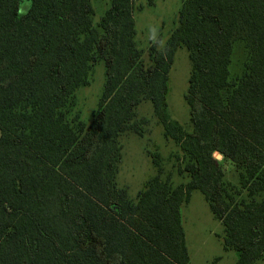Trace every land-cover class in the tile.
<instances>
[{"label":"trees","instance_id":"trees-1","mask_svg":"<svg viewBox=\"0 0 264 264\" xmlns=\"http://www.w3.org/2000/svg\"><path fill=\"white\" fill-rule=\"evenodd\" d=\"M135 0H0V264H190L180 209L199 190L236 264L264 260V0H183L163 49L134 41ZM236 44L247 56L232 77ZM192 70L191 132L167 112L175 51ZM102 61L106 82L90 125L67 118ZM150 101L179 146L186 185L156 176L128 198L117 186L127 131L143 136ZM219 153L238 172L224 180Z\"/></svg>","mask_w":264,"mask_h":264},{"label":"rangeland","instance_id":"rangeland-1","mask_svg":"<svg viewBox=\"0 0 264 264\" xmlns=\"http://www.w3.org/2000/svg\"><path fill=\"white\" fill-rule=\"evenodd\" d=\"M183 0H139L141 10L136 14L137 44L147 54L151 46L163 49L176 27L177 15ZM95 9L93 17L96 26L110 6V0H92ZM155 29L156 31H150ZM151 39L155 41L149 43ZM146 56V55H145ZM247 52L243 45L236 44L232 54V77L241 74ZM192 63L185 47L178 48L173 56L169 74L167 112L173 125L184 132L192 131L190 109L186 101ZM106 82L105 66L98 62L91 71L90 84L76 90L72 105L66 110L67 118L81 120L90 125ZM138 118L145 117L143 136L133 131L123 133L119 139L122 146L117 186L126 189L128 198L137 199L138 192L156 176L169 180L172 186L186 185L189 176L179 172V146L164 135V127L153 113L150 101H144L137 109ZM225 171L224 180L229 185L239 186L238 172L230 162L221 161L219 153L214 155ZM262 200L264 194L255 196ZM185 243L190 264H236L238 254L226 248L223 243L224 229L210 209L208 201L199 190H194L188 202L180 209ZM257 264H264V260Z\"/></svg>","mask_w":264,"mask_h":264},{"label":"crops","instance_id":"crops-1","mask_svg":"<svg viewBox=\"0 0 264 264\" xmlns=\"http://www.w3.org/2000/svg\"><path fill=\"white\" fill-rule=\"evenodd\" d=\"M139 0H135V3H134V10H133V19H134V28H135V38H134V41H135V43L137 44V28H136V14L141 10V7H138L137 6V2H138ZM153 41H155V39H151L150 41H149V43H151V42H153ZM137 46H138V44H137ZM140 50H142V49H140Z\"/></svg>","mask_w":264,"mask_h":264},{"label":"built area","instance_id":"built-area-1","mask_svg":"<svg viewBox=\"0 0 264 264\" xmlns=\"http://www.w3.org/2000/svg\"><path fill=\"white\" fill-rule=\"evenodd\" d=\"M216 154H217V153H216ZM220 156H221V155H220ZM221 159H222L221 161H223V156H221Z\"/></svg>","mask_w":264,"mask_h":264},{"label":"clouds","instance_id":"clouds-1","mask_svg":"<svg viewBox=\"0 0 264 264\" xmlns=\"http://www.w3.org/2000/svg\"><path fill=\"white\" fill-rule=\"evenodd\" d=\"M150 31H156L155 29H150Z\"/></svg>","mask_w":264,"mask_h":264}]
</instances>
